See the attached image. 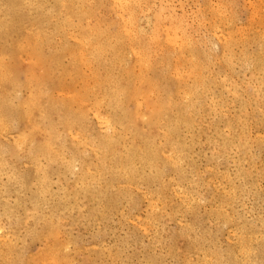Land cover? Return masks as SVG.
I'll use <instances>...</instances> for the list:
<instances>
[{
	"label": "rangeland",
	"instance_id": "obj_1",
	"mask_svg": "<svg viewBox=\"0 0 264 264\" xmlns=\"http://www.w3.org/2000/svg\"><path fill=\"white\" fill-rule=\"evenodd\" d=\"M24 1L0 0V264H264V0H140V3L139 0H134L137 6L135 2L126 0L123 2L125 8L120 7L116 0ZM56 1H59L58 5ZM62 1H65L64 6ZM82 2L84 5L81 7L79 4ZM114 5L117 7H113ZM117 8L122 10L116 11ZM131 11L136 21L135 23L133 19L134 27L148 35L157 28L159 33L161 30L162 35H158L160 38L164 36L161 41L169 51L167 54V48H164L156 56L152 55L147 62L144 60L149 66L147 77L157 80L160 85L153 101L164 103L172 90L167 72L169 70L166 69L169 63L171 66L179 64L180 77L191 86L193 75L192 70L191 74L189 70L192 69V62L198 70V62L201 60L199 63L203 66H199L200 73L203 76L207 74V79L212 78L209 82L204 77L206 93H200L189 101V108L192 109L188 108L191 123L186 124L173 117L167 126L169 137L165 135L162 126L150 129L142 123L141 118L148 113L146 103L139 106L141 116L137 123L140 134L134 136L123 131L115 122L112 123L122 119L123 114L112 111L114 108L109 95L104 97L101 90L98 101L93 96L95 75L102 77L103 67L109 68L115 64V40L111 36L116 33L118 23L128 21L126 17ZM83 14H87V18ZM229 16L233 18H228ZM259 16L261 18L257 19ZM65 22L68 24L64 25ZM170 25L177 27V30L172 29L177 35L169 31ZM60 26L62 30L59 29ZM84 27H91L97 33L109 36L108 40L112 45L109 44L104 51L103 62L95 60L89 49L81 51L76 39L81 37ZM70 32L73 34L69 35ZM152 37L154 36L147 40L149 45ZM224 45L226 50L223 49ZM11 50L13 51L10 52ZM126 52L128 51L124 52L120 63L122 66L117 65L113 72L114 78L118 75L123 77L125 69H130L131 73L134 71L135 75L142 72L141 63H138L140 66L135 64L133 53ZM57 54L60 56L57 57ZM260 54L262 57L257 56ZM164 60H169L168 64ZM196 62L198 65H195ZM255 62H259L260 72H253ZM90 70L95 74L93 77ZM121 71L122 74L119 73ZM179 100L181 110H185L183 100ZM96 102L99 103L98 106L95 105ZM126 106L128 110H132L133 105ZM71 115L78 118H73L74 125L69 129L64 120ZM111 124V128L116 126L114 132L107 130ZM244 129L246 132L243 134ZM111 135L112 159L104 154L101 156L95 149L104 145ZM48 142H51V153L41 154L39 148ZM180 149L184 153L181 151L180 154ZM133 151L137 157L130 161ZM172 151H175V156ZM95 153H98L96 158ZM151 158L152 164L149 163ZM120 165L131 169L125 170ZM9 255L13 257L11 260Z\"/></svg>",
	"mask_w": 264,
	"mask_h": 264
},
{
	"label": "bare ground",
	"instance_id": "obj_2",
	"mask_svg": "<svg viewBox=\"0 0 264 264\" xmlns=\"http://www.w3.org/2000/svg\"><path fill=\"white\" fill-rule=\"evenodd\" d=\"M18 1V0H17ZM24 1V0H23ZM29 1V0H28ZM44 1V0H43ZM53 1V0H52ZM55 1V0H54ZM53 1V2H54ZM65 1H68V0H65ZM65 1H62V4H63V6L65 5L64 4V2ZM70 1V0H69ZM68 1V2H69ZM81 1H83V0H81ZM80 1V2H81ZM124 1H126V0H116V3L120 6V7H122V8H125L124 7ZM129 2H135L134 0H128ZM137 1V0H136ZM21 2V1H20ZM24 2H27V1H24ZM59 3V1H56V4L58 5V3ZM114 2V1H113ZM259 2V1H258ZM15 3V2H14ZM22 3V2H21ZM29 3V2H28ZM83 3V4H82ZM82 3H80L79 5L82 7L83 5H84V2H82ZM139 3H140V0H139ZM142 3V2H141ZM261 3V2H260ZM30 4H32V3H30ZM44 4V3H43ZM54 4V3H53ZM55 4V5H56ZM73 4V3H72ZM82 4V5H81ZM116 4V5H117ZM127 4V3H126ZM125 4V6H126V8H127V6H128V4L126 5ZM13 5V7H15L14 6V4H12ZM25 5H26V3H25ZM60 5V4H59ZM77 5V4H76ZM79 5H78V7H79ZM86 5V4H85ZM116 5H114L113 7H115ZM255 5V4H254ZM257 5V4H256ZM255 5V6H256ZM262 5H264V4H262ZM67 6V5H66ZM73 6H74V4H73ZM132 6H133V3H132ZM132 6H131V8H132ZM135 6H137V4H136V2H135ZM140 6V5H139ZM221 6H223L222 4H221ZM259 6V5H258ZM11 7L12 6H10V9H11ZM76 7V6H75ZM117 7V6H116ZM251 7H253V6H251ZM262 7V6H261ZM36 8V7H35ZM39 8V7H38ZM69 8V7H68ZM77 8V7H76ZM86 8H88V6H86ZM94 8V7H93ZM122 8H120L121 10H122ZM209 8V7H208ZM255 8V7H254ZM260 8V7H259ZM9 9V8H8ZM13 9V8H12ZM37 9V8H36ZM67 9V8H66ZM70 9V8H69ZM68 9V10H69ZM73 9H74V7H73ZM78 9V8H77ZM76 9V10H77ZM120 9H116V11L117 10H120ZM130 9V8H129ZM133 9V8H132ZM142 9V8H141ZM226 9V8H225ZM256 9V8H255ZM261 9V8H260ZM57 10H59V8L57 9ZM61 10V9H60ZM72 10V9H71ZM82 10V9H81ZM120 10V11H121ZM161 10V9H160ZM211 10V9H210ZM215 10H217V9H215ZM221 10V9H220ZM73 11V10H72ZM78 11V13H79V11L80 10H77ZM76 11V12H77ZM84 11V10H83ZM82 11V12H83ZM86 11V10H85ZM128 11V10H127ZM133 11V10H132ZM132 11L130 12L131 14L130 15H128V17H126L127 19H128V21L127 22H125V20L124 21H122V22H120V23H118V26H117V31H116V33L114 34H112V36H111V38L113 39V40H115V42L113 41V43H115V50H116V52H115V64H111L110 63V65H112L111 67H109V68H106V67H103V75H102V77L101 76H98V75H95L94 74V72H92L93 70H94V68H93V70H90L91 72H90V74L92 75V77L95 75V77H96V83H94L95 84V87L92 85L93 84V82H92V86L95 88L94 89V92H93V96L97 99V101H98V97H99V95L101 94V90H102V94H103V96L105 97L106 95H109V97H110V99H109V101H110V103H111V105H112V107L114 108L112 111H116L117 113L119 112V113H122L123 114V118L122 119H119V120H115V121H112V123L113 122H115V124H117L118 126H120L121 127V129L123 130V131H127L128 133H132L134 136H136V135H139L140 134V128H139V125H138V120H139V118H140V116L141 115H139V106L143 103H146L147 104V106H148V113L144 116V117H142L141 118V121H142V123L145 125V126H147V127H149L150 129H156V128H158V127H163L164 128V130H165V135L167 136V137H169V130H167V126L170 124V122H171V120H172V118L173 117H175V119H177L178 121H183V123H186V124H188L189 122H190V120H191V118H190V111H188V108H189V101L192 99V97H194L195 98V96H198L200 93H206V89H207V85H206V81L205 80H209V82H210V80L212 79H207V77H205V76H203V73H200V71H201V69L199 70V66H201L200 65V63L198 62V64H197V62H196V64L195 65H198L197 67H198V70H197V68H196V66H194V65H192L193 64V62H192V60H191V62H192V64H190L191 65V67H192V69H190L189 70V72L192 70V75H193V78L191 77V80H192V86L190 85V84H188V83H184V80L180 77V67H179V64H177V65H173V66H171V64L169 63H167V61L169 62V60H164V61H166V63L168 64V67H167V64H166V66H165V68L167 69V70H169V71H167L168 73H169V78H170V80H171V88H172V90L169 92V95H168V98L166 99V101L164 102V103H161V101H159V100H157V101H153V98H154V96H155V94L157 93V91H158V88L160 87V85H159V83L157 82V80H154V79H149L148 77H147V75H146V72H148L147 70L149 69V66H147L146 65V62L150 59V57L153 55L154 56V54H155V56H156V54L157 53H159V51L161 52L162 50H164V48L165 47H163V45L165 46V44H162V41H161V39L164 37H162V38H160V36L158 35V31H159V29L157 28V27H155V28H157L156 30H154V32L151 34V35H148V34H146V32L144 33V31H138L134 26H135V24L133 23L134 21H135V19L133 18V14L134 13H132ZM226 11V10H225ZM262 11H264V10H262ZM14 12V11H13ZM45 12H47V11H45ZM59 12V11H58ZM65 12V11H64ZM69 12V11H68ZM71 12V11H70ZM75 12V13H76ZM102 12V11H101ZM123 12V11H122ZM60 13L61 12H59V15H60ZM63 13V12H62ZM67 13V12H66ZM78 13H76V14H78ZM80 13H81V11H80ZM95 13V12H94ZM117 13V12H116ZM119 13V12H118ZM117 13V14H118ZM125 13V12H124ZM137 13H139V12H137ZM207 13V12H206ZM210 13H211V11H210ZM222 13H223V11H222ZM225 13V12H224ZM228 13V12H227ZM262 13V12H261ZM72 14H73V12H72ZM71 14V15H72ZM75 14V15H76ZM117 14H115L116 16H117ZM122 14V13H121ZM129 14V13H128ZM140 14V13H139ZM257 14H258V11H257ZM66 15V14H65ZM79 15V14H78ZM84 15V18H87V14H83ZM90 15V14H89ZM119 15V14H118ZM123 15V14H122ZM137 15V14H136ZM158 15V14H157ZM201 15V14H200ZM214 15H215V13H214ZM259 15V14H258ZM261 15V14H260ZM262 15H264V14H262ZM55 16V15H54ZM61 16V15H60ZM63 16V15H62ZM121 16V15H120ZM219 16V15H218ZM222 16V15H221ZM225 16V15H224ZM1 17V16H0ZM51 17V16H50ZM93 17V16H92ZM122 17V16H121ZM125 17V16H124ZM138 17V16H137ZM144 17V16H143ZM211 17V16H210ZM208 18V19H211V18ZM69 18V17H68ZM84 18L82 19V21L84 20ZM118 18V17H117ZM215 18H216V16H215ZM226 18V17H225ZM228 18H233V17H228ZM261 18V16H259V18H257V19H260ZM75 19H76V17H75ZM74 19V20H75ZM77 19H79V17L77 18ZM96 20V18H93V20ZM126 19V20H127ZM133 19H134V21H133ZM176 19V18H175ZM207 19V20H208ZM217 19V18H216ZM222 19V18H221ZM69 20H71V19H69ZM122 20V19H121ZM137 20V19H136ZM158 20H159V17H158ZM181 20V19H180ZM212 20V19H211ZM210 20V21H211ZM215 20V19H214ZM233 20V19H232ZM79 21H80V19H79ZM81 21V22H82ZM90 21V20H89ZM88 21V22H89ZM103 21V20H102ZM101 21V22H102ZM163 21H164V19H163ZM173 21V20H172ZM203 21H205V19L203 20ZM209 21V20H208ZM220 21H222V20H220ZM231 21V20H230ZM254 21V20H253ZM72 22V21H71ZM70 22V23H71ZM118 22V21H117ZM158 22V21H157ZM176 22H178V21H176ZM214 22V21H213ZM229 22V21H228ZM232 22V21H231ZM234 22V21H233ZM251 22V21H250ZM261 22V21H260ZM46 23V22H45ZM86 23V22H85ZM115 23V22H114ZM113 23V24H114ZM135 23H136V21H135ZM210 23V22H209ZM226 23V22H225ZM66 24H68V22H65L64 23V25H66ZM76 24V23H75ZM88 24V23H87ZM97 24V23H96ZM96 24H94V25H96ZM112 24V23H111ZM158 24V23H157ZM220 24H222V23H220ZM248 24V23H247ZM259 24V23H258ZM85 25V24H84ZM83 25V26H84ZM116 25V24H115ZM163 25V24H162ZM171 25H173V24H171ZM170 25V26H171ZM211 25V24H210ZM217 25V24H216ZM227 25V24H226ZM251 25V24H250ZM262 25H264V24H262ZM62 26V25H61ZM61 26H60V30H62L61 29ZM82 26V25H81ZM159 26V25H158ZM164 26V25H163ZM174 26H176V24L174 25ZM221 26V25H220ZM228 26V25H227ZM231 26V25H230ZM252 26V25H251ZM257 26V25H256ZM32 27V26H31ZM67 27H69L68 25H67ZM67 27H64V28H66L67 29V31H68V28ZM232 27V26H231ZM250 27V26H249ZM248 27V28H249ZM63 28V27H62ZM85 28V27H84ZM114 27H112V29H113ZM175 30H177L175 27H172L171 26V30H169V31H172V32H174V34H176L175 33V31H173L174 29ZM181 28V27H180ZM179 28V29H180ZM221 28H222V26H221ZM230 28V27H229ZM245 28V27H244ZM259 28V27H258ZM257 28V29H258ZM260 28H262V27H260ZM58 29V30H59ZM80 29H82V28H80ZM98 29V28H97ZM96 29V30H97ZM108 29L110 30V26L108 27ZM111 29V30H112ZM164 29H166V26H165V28ZM170 29V28H169ZM173 29V30H172ZM186 29V28H185ZM251 29V28H250ZM25 30V29H24ZM114 30H116V28L114 29ZM139 30H140V28H139ZM184 30V29H183ZM229 30H231V29H229ZM256 30V29H255ZM65 31V30H64ZM232 31V30H231ZM236 31V30H235ZM258 31V30H257ZM256 31V32H257ZM35 32H37L36 30H35ZM72 32V31H71ZM70 32V34L69 35H71V34H73V33H71ZM80 32V31H79ZM98 31H95L94 29H92L91 27H86L85 29H83L82 30V32H81V37L79 38V39H76L77 40V42L79 43V46H80V48H81V51H84V50H90L91 51V55H92V57L95 59V60H98V61H100L101 62V60H102V62L104 61L103 60V54L104 53H106V52H104L106 49H107V47H108V45L109 44H111V42L108 40L109 39V36H107V35H105L104 33L103 34H99V33H97ZM100 32V31H99ZM111 32V31H110ZM151 32V31H150ZM172 32L170 33V34H172ZM178 32V31H177ZM217 32V31H216ZM26 33H27V31H26ZM48 33V32H47ZM162 32H161V30H160V35H162L161 34ZM169 33V32H168ZM180 33V32H179ZM251 33H253V32H251ZM250 33V34H251ZM262 33H264V32H262ZM61 34H63V33H61ZM109 34V33H108ZM233 34V33H232ZM232 34H230V35H232ZM235 34V33H234ZM233 34V35H234ZM258 34H260V33H258ZM43 35V34H42ZM50 35H52V34H50ZM63 35H65V34H63ZM62 35V36H63ZM76 35V34H75ZM78 35V34H77ZM169 35V34H168ZM167 35V36H168ZM173 35V34H172ZM177 35V34H176ZM176 35H174L175 37H176ZM228 35V34H227ZM232 35V36H233ZM244 35V34H243ZM8 36V35H7ZM27 36H28V34H27ZM34 36V35H33ZM44 36L45 35H43L42 37L44 38ZM49 36V35H48ZM79 36V35H78ZM151 36H154V37H152V39H151V45H149L148 43H147V40H148V38L149 37H151ZM174 36L172 37V39L174 38ZM185 35H183V38H185L184 37ZM253 36V35H252ZM254 36H255V34H254ZM22 36H20V38H21ZM30 37H31V35H30ZM29 37V38H30ZM39 37H41V36H39ZM38 37V38H39ZM41 37V38H42ZM56 37V36H55ZM69 37V36H68ZM73 37V36H72ZM179 37V36H178ZM26 38V37H25ZM35 38V37H34ZM36 38H37V36H36ZM165 38H166V36H165ZM187 38V37H186ZM242 38H243V36H242ZM246 38V37H245ZM261 38V37H260ZM40 39V38H39ZM48 39V38H47ZM63 39H64V37H63ZM187 39H189V38H187ZM191 39V38H190ZM247 39V38H246ZM245 39V40H246ZM249 39H251V38H249ZM19 40V39H18ZM32 40V39H31ZM44 40H46L45 38H44ZM165 40V39H164ZM168 40V39H167ZM174 40V39H173ZM179 40V39H178ZM184 40V39H183ZM235 40V39H234ZM254 40V39H253ZM17 41V40H16ZM38 41V40H37ZM40 41V40H39ZM43 41V40H42ZM74 41H75V38H74ZM166 41V40H165ZM169 41H170V39H169ZM186 41V40H185ZM188 41V40H187ZM231 41V40H230ZM233 41V40H232ZM231 41V42H232ZM236 41H237V39H236ZM250 41V40H249ZM248 41V42H249ZM262 41H264V40H262ZM22 42V41H21ZM31 41H29V43H30ZM35 42V41H34ZM44 42V41H43ZM108 42H110V43H108ZM180 42H182V40H180ZM230 42V43H231ZM256 42V41H255ZM258 42V41H257ZM14 43V42H13ZM27 43V42H26ZM36 43V42H35ZM69 43V42H68ZM108 43V44H107ZM164 43V42H163ZM165 43H167V42H165ZM171 43V42H170ZM233 43V42H232ZM246 43V42H245ZM252 43V42H251ZM39 44V43H38ZM49 44V43H48ZM175 44V43H174ZM182 44H183V42H182ZM185 44V43H184ZM192 44V43H191ZM226 44H228V43H226ZM260 44H261V42H260ZM18 45V44H17ZM16 45V46H17ZM21 45V44H20ZM26 45V44H25ZM24 45V46H25ZM67 45V44H66ZM112 45V44H111ZM232 45V44H231ZM12 46H13V44H12ZM31 46V45H30ZM169 46H170V44H169ZM176 46V45H175ZM174 46V47H175ZM182 46V45H181ZM187 46V45H186ZM194 46V45H193ZM17 47H19V46H17ZM36 46L34 45V47L33 48H35ZM172 48H173V44H172V46H171ZM177 47V46H176ZM185 47V46H184ZM224 47H225V45H224ZM223 47V49L224 50H226L227 49V47H225L224 48ZM246 46H244V48H245ZM248 47V46H247ZM13 48V47H12ZM15 48V47H14ZM27 48H29V46L27 47ZM32 48V49H33ZM166 48H167V51H168V47H167V45H166ZM165 48V49H166ZM170 48V47H169ZM171 48V49H172ZM178 48H180V47H178ZM185 48H187V47H185ZM189 48V47H188ZM18 50H19V48H17ZM16 49V52L18 51ZM32 49H30V50H32ZM109 49H110V47H109ZM182 49V48H181ZM180 49V50H181ZM196 49V48H195ZM229 49H231L232 50V48H229ZM51 50V49H50ZM54 50V49H53ZM75 50V49H74ZM176 50V49H175ZM174 50V51H175ZM188 50V49H187ZM260 50V49H259ZM13 50H11L10 52H12ZM32 51H35V50H32ZM38 51V50H37ZM39 51H40V49H39ZM80 51V52H81ZM111 51H114L112 48H111ZM125 51H128V52H126L127 54L131 51L132 53H133V56H134V59H135V64L137 63H141V73H140V71L139 72H137V73H140L139 75L137 74V75H135L134 74V71H133V73H131V71H130V69H125V72H124V75H123V77H120L118 74V77H116L115 76V78L113 77V72H114V70L118 67L117 65H121L120 63L122 62V58H123V54H124V52ZM184 51V50H183ZM182 51V52H183ZM195 51V50H194ZM9 52V51H8ZM20 52V51H19ZM73 52V51H72ZM72 52H71V54H72ZM77 52V51H76ZM187 52V51H186ZM190 52V51H189ZM188 52V53H189ZM225 52V51H224ZM227 52V51H226ZM249 52V51H248ZM257 52V51H256ZM255 52V53H256ZM28 53V52H27ZM26 53V54H27ZM41 53V52H40ZM75 53V52H74ZM109 53V52H108ZM192 53V52H191ZM191 53L189 54L190 56H191ZM198 53V52H197ZM230 53V52H229ZM2 54V53H1ZM0 54V55H1ZM9 54V53H8ZM13 54V53H12ZM76 54V53H75ZM78 54H80V53H78ZM82 54H83V52H82ZM163 54V53H162ZM162 54H160V55H162ZM167 54H169V51H168V53ZM171 54L172 53H170V56H171ZM176 54H178V53H176ZM181 54V53H180ZM187 54V53H186ZM225 54V53H224ZM252 54V53H251ZM259 54V53H258ZM17 55V54H16ZM88 55V54H87ZM126 55V54H125ZM164 55H165V53H164ZM188 55V54H187ZM200 55V54H199ZM226 55V54H225ZM233 55V54H232ZM246 55H248V53L246 54ZM262 54H260V55H257V56H261ZM12 56V55H11ZM14 56V55H13ZM58 56H60V55H58L57 54V57ZM62 56H63V54H62ZM62 56L60 57V58H62ZM108 56V55H107ZM168 56V55H167ZM169 56V57H170ZM179 56V55H178ZM194 56V55H193ZM224 56V55H223ZM20 57V56H19ZM72 57V56H71ZM70 56H69V58H71ZM82 57H83V55H82ZM84 57H85V54H84ZM88 57V56H87ZM127 57V56H126ZM128 57H130L129 55H128ZM128 57H127V59H128ZM159 56H157V58H158ZM165 57V56H164ZM173 57V56H172ZM177 59L180 57H177V56H175ZM189 57V56H188ZM187 57V58H188ZM199 57V56H198ZM201 57V56H200ZM227 57V56H226ZM243 57H244V55H243ZM246 57V56H245ZM262 57V56H261ZM6 58H7V56H6ZM5 58V59H6ZM11 58V57H10ZM39 58V57H38ZM38 58H35V59H37V61L38 60H40V59H38ZM159 58H161V57H159ZM171 58V57H170ZM170 58H168V59H170ZM176 58H174V59H176ZM195 56H194V60H195ZM247 58V57H246ZM260 58V57H259ZM32 59V58H31ZM44 59V58H43ZM46 59V58H45ZM52 59V58H51ZM75 59H77L76 57H75ZM80 60L82 59V58H79ZM131 59V57L129 58V60ZM177 59H176V61H177ZM193 59V58H192ZM225 59V58H224ZM231 59V58H230ZM256 59H258V58H256ZM7 60H8V58H7ZM11 60V59H10ZM74 60V59H73ZM94 60V61H95ZM109 60H110V58H109ZM126 60V59H125ZM144 60H146V62L144 61ZM171 60V59H170ZM187 60V59H186ZM244 60V59H243ZM252 60H254V59H252ZM262 60V59H261ZM34 61V60H33ZM51 61V60H50ZM59 61H62V60H60L59 59ZM83 61H84V59H83ZM82 61V62H83ZM128 61V60H127ZM179 61H181V59L179 60ZM196 61H198V60H196ZM230 61H232V60H230ZM234 61V60H233ZM245 61V60H244ZM257 61V60H256ZM42 62V61H41ZM43 62H45V61H43ZM52 62V61H51ZM72 62V61H71ZM70 62V63H71ZM82 62H81V64H82ZM105 62H107V60L105 61ZM145 62V63H144ZM174 62V61H173ZM182 62V61H181ZM195 62V61H194ZM207 62V61H206ZM254 62V61H253ZM252 62V63H253ZM262 62H264V61H262ZM13 63H14V61H13ZM40 63V62H39ZM49 63V62H48ZM62 63V62H61ZM60 63V64H61ZM75 63H76V61H75ZM84 63H86L85 61H84ZM88 63V62H87ZM91 63V62H90ZM92 63H93V61H92ZM91 63V64H92ZM96 63V62H95ZM98 63V62H97ZM161 63V62H160ZM159 63V64H160ZM175 64H176V62H174ZM174 63H172V64H174ZM177 63H178V61H177ZM186 63V62H185ZM189 63H190V61H189ZM204 63V62H203ZM252 63H251V65H252ZM258 63L259 62H255L254 64H253V72H257V71H259L260 72V70H259V68H258ZM53 64V63H52ZM56 64V63H55ZM58 64H59V62H58ZM57 64V65H58ZM94 64V63H93ZM92 64V65H93ZM125 66H126V64L125 63H123ZM130 64V63H129ZM138 64V65H139ZM152 64V63H151ZM205 64V63H204ZM230 64H232V63H230ZM14 65V64H13ZM42 65V64H41ZM56 65V67H58ZM63 65H64V63H63ZM72 65V64H71ZM78 65V64H77ZM88 65V64H87ZM86 65V66H87ZM101 65V64H100ZM149 65V64H148ZM152 65H154V64H152ZM181 65H182V63H181ZM206 65V64H205ZM261 65V64H260ZM40 66V65H39ZM48 66L50 67V65L48 64ZM90 66V65H89ZM122 66V65H121ZM120 66V67H121ZM137 66V65H136ZM140 66V65H139ZM156 66V65H155ZM159 66V65H158ZM185 66V65H184ZM202 66H203V64H202ZM201 66V67H202ZM223 66V65H222ZM239 66V65H238ZM250 66V65H249ZM262 66H264V65H262ZM261 66V67H262ZM63 67H65V66H63ZM88 67V66H87ZM93 67V66H92ZM91 67V68H92ZM96 67V66H95ZM99 67L100 66H98V70H100L99 69ZM119 67V68H120ZM127 67V66H126ZM135 67V66H134ZM181 67H183V66H181ZM190 67V66H189ZM188 67V68H189ZM200 67V68H201ZM206 67V66H205ZM221 67V66H220ZM245 67V66H244ZM261 67H260V69H261ZM40 68H42V67H40ZM48 68V67H47ZM46 68V69H47ZM77 68V67H76ZM122 68H124V66L122 67ZM136 68V67H135ZM150 68H152L151 66H150ZM185 68V67H184ZM204 68V67H203ZM210 68V67H209ZM14 69H16L17 70V68H14ZM52 69V68H51ZM73 69H75L74 67H73ZM83 69V68H82ZM137 69H139V67L137 68ZM155 69V68H154ZM159 69V68H158ZM157 69V70H158ZM163 69V68H162ZM165 69V70H166ZM262 69H264V68H262ZM50 70V69H49ZM48 70V71H49ZM54 70H55V67H54ZM77 70V69H76ZM135 70V69H134ZM184 69H182V71H183ZM203 71H204V69H202ZM2 71V70H1ZM15 71V70H14ZM19 71V70H18ZM52 71H53V69H52ZM89 71V70H88ZM163 71H164V69H163ZM209 71V70H208ZM228 71V70H227ZM262 71H264V70H262ZM261 71V72H262ZM5 72V71H4ZM8 72V71H7ZM61 72V71H60ZM72 72H73V70H72ZM83 72V71H82ZM96 72H97V70H96ZM116 72V71H115ZM118 72V71H117ZM183 72H185V70L183 71ZM188 72V73H189ZM205 73H206V71H204ZM74 73H76L75 71H74ZM119 73H123L122 71L121 72H119ZM160 73V72H159ZM204 73V74H205ZM14 74V73H13ZM94 74V75H93ZM98 74V73H97ZM190 74H191V72H190ZM261 74V73H260ZM262 74H264V72H262ZM54 75V74H53ZM88 75V74H87ZM159 75V74H158ZM210 75H211V73H210ZM209 75V76H210ZM52 76V75H51ZM161 76V75H160ZM166 76V75H165ZM185 76V75H184ZM188 76H190V75H188ZM214 76V75H213ZM39 77V76H38ZM90 77V76H89ZM186 77V76H185ZM204 77H205V80H204ZM238 77V76H237ZM4 78V77H3ZM49 78V77H48ZM168 78V77H167ZM227 78V77H226ZM78 79V78H77ZM157 79V78H156ZM185 79V78H184ZM223 79V78H222ZM262 79H264V78H262ZM66 80V79H65ZM82 80V79H81ZM89 80H90V78H89ZM225 81H226V79H224ZM249 80V79H248ZM260 80H261V78H260ZM46 81V80H45ZM92 81V80H91ZM189 80H187V82H188ZM47 82H48V80H47ZM219 82V81H218ZM222 82H224V81H222ZM242 82V81H241ZM257 82V81H256ZM260 82V81H259ZM262 82V81H261ZM212 83V82H211ZM173 84V85H172ZM190 85V87L188 86V85ZM242 84V83H241ZM262 84V83H261ZM30 85V84H29ZM90 85V87L92 88V86ZM214 85V84H213ZM226 85V84H225ZM25 86H26V83H25ZM33 86V85H32ZM220 86V85H219ZM41 87V86H40ZM85 87L87 88L88 86L87 85H85ZM89 87V88H90ZM257 87V86H256ZM30 88V87H29ZM165 88V87H164ZM170 88V87H169ZM245 88V87H244ZM32 89V88H31ZM63 89V88H62ZM216 89V88H215ZM221 89V88H220ZM226 89V88H225ZM249 89L250 88H248V91H249ZM45 90V89H44ZM210 90H212V89H210ZM253 90H254V87H253ZM48 91V90H47ZM69 91V90H68ZM81 91V90H80ZM82 91H83V89H82ZM85 92H86V90H84ZM163 91V90H162ZM166 91H167V88H166ZM213 91V90H212ZM244 91V90H243ZM256 91V90H255ZM42 92V91H41ZM89 92V91H88ZM215 92V91H214ZM225 92V91H224ZM44 93H45V95H46V92L44 91ZM90 93H92L91 91H90ZM233 93H234V91H233ZM254 93V92H253ZM260 93V92H259ZM262 93V92H261ZM29 94V93H28ZM223 94V93H222ZM256 94V93H255ZM262 94H264V93H262ZM55 95V94H54ZM76 95V94H75ZM250 95H251V93H250ZM47 96H48V94H47ZM64 96V95H63ZM77 96V95H76ZM92 96V95H91ZM203 96V95H202ZM208 96V95H207ZM226 96H228V95H226ZM248 96V95H247ZM32 97H34V96H32ZM31 97V98H32ZM40 97V96H39ZM65 97V96H64ZM78 97V96H77ZM107 97V96H106ZM164 97V96H163ZM162 97V98H163ZM206 97V96H205ZM218 97V96H217ZM221 97V96H220ZM69 98H71V95H70V97ZM72 98H73V96H72ZM76 98V97H75ZM182 99L183 100V105L185 106L184 107V109L185 110H181V107H182V105H181V103H180V100L179 99ZM201 98H203V97H201ZM222 98V97H221ZM251 98V97H250ZM249 98V99H250ZM77 99V98H76ZM75 99V100H76ZM225 99V98H224ZM227 99V98H226ZM242 99V98H241ZM30 100V99H29ZM54 100V99H53ZM52 100V101H53ZM71 100H73L74 101V99H71ZM77 100H79V99H77ZM83 100V99H82ZM81 100V102H85V101H82ZM100 100V99H99ZM104 100V99H103ZM105 100H107V99H105ZM104 100V101H105ZM200 100V99H199ZM198 100V101H199ZM235 100H236V98H235ZM262 100H264V98H262ZM34 101V100H33ZM194 101V103H196L195 102V100H193ZM204 101V100H203ZM216 101V100H215ZM23 102V101H22ZM30 103H31V101H29ZM37 102V101H36ZM227 102V101H226ZM244 102V101H243ZM242 102V103H243ZM42 103V102H41ZM75 103V102H74ZM78 103H80V101L78 102ZM87 103V102H86ZM102 103H103V101H102ZM200 103H202V101L201 102H199V104ZM261 103V102H260ZM33 104H34V102H33ZM47 104V103H46ZM98 102H96L95 103V105L96 106H98ZM129 104H131V105H133V107H132V110H128V106H126V105H129ZM229 104V103H228ZM75 105V104H74ZM85 105V104H84ZM188 105V106H187ZM191 105H192V103H191ZM216 105V104H215ZM262 105H264V103H262ZM19 106V105H18ZM76 106V105H75ZM88 106V105H87ZM91 106H92V104H91ZM142 106V105H141ZM193 106H194V104H193ZM222 106V105H221ZM257 106V105H256ZM43 107V106H42ZM46 107V106H45ZM89 107V106H88ZM241 107V106H240ZM19 108V107H18ZM77 108V107H76ZM86 108V107H85ZM95 108V107H94ZM98 108V107H97ZM193 108H195V107H193ZM51 109V108H50ZM93 109V108H92ZM96 109V108H95ZM179 109H180V111H179ZM190 109V108H189ZM213 109V108H212ZM222 109V108H221ZM234 109V108H233ZM232 109V110H233ZM240 109H242V108H240ZM244 109V108H243ZM75 110V109H74ZM73 110V111H74ZM191 111H192V109H190ZM196 110V109H195ZM29 111V110H28ZM50 111V110H49ZM78 110H76V112H77ZM85 111V110H84ZM83 111V112H84ZM93 111H94V109H93ZM146 111V110H145ZM198 111H199V108H198ZM225 111V110H224ZM231 111V110H230ZM239 111V110H238ZM193 112H194V109H193ZM195 112H197V110L195 111ZM200 112V111H199ZM201 112H202V110H201ZM253 112V111H252ZM89 113V112H88ZM192 113V112H191ZM223 113V112H222ZM254 113V112H253ZM258 113V112H257ZM51 114V113H50ZM102 114V113H101ZM194 115H195V113H193ZM47 115V114H46ZM105 115V114H104ZM121 115V114H120ZM254 115V114H253ZM258 115H260V114H258ZM107 116V115H106ZM234 116V115H233ZM78 118L77 116H73V115H71V116H69V117H67L65 120H64V124L66 125V127H72L73 125H74V119L73 118ZM196 117V116H195ZM262 117H264V116H262ZM1 118V117H0ZM97 118H99V117H97ZM217 118V117H216ZM253 118V117H252ZM88 119V118H87ZM102 119H104V118H102ZM203 119V118H202ZM232 119V118H231ZM253 119H255V117L253 118ZM89 120V119H88ZM110 120V119H109ZM233 120H235V119H233ZM248 120V119H247ZM250 120H251V117H250ZM102 120H100V122H101ZM105 121V120H104ZM237 121V120H236ZM253 121V120H252ZM103 122V121H102ZM101 122V123H102ZM110 122V121H109ZM251 122V121H250ZM262 122H264V121H262ZM261 122V123H262ZM178 123V122H177ZM191 123V122H190ZM225 123V122H224ZM106 124V123H105ZM141 124V123H140ZM247 124V123H246ZM191 125V124H190ZM110 126H112V124L111 125H109L108 126V129L107 130H110V131H112L113 130V132H114V129L116 128V126H115V128L113 127V128H111ZM245 126V125H244ZM255 126V125H254ZM262 126V125H261ZM172 127V126H171ZM231 127V126H230ZM262 127H264V126H262ZM69 128V129H70ZM83 128V127H82ZM175 129H176V127H174ZM180 128V127H179ZM222 128H223V126H222ZM258 128H259V126H258ZM181 129V128H180ZM250 129V128H249ZM50 130L51 131H53L52 130V128H50ZM177 130V129H176ZM252 130V129H251ZM250 130V131H251ZM259 130V129H258ZM151 131V130H150ZM178 131V130H177ZM235 131V130H234ZM244 131H245V129L243 130V134H244ZM4 132V131H3ZM96 132V131H95ZM173 132H174V130H173ZM214 132H216L215 130H214ZM246 132V131H245ZM6 133V132H5ZM78 133V132H77ZM187 133V132H186ZM221 133V132H220ZM231 133V132H230ZM79 134H81V133H79ZM214 134V133H213ZM1 135V134H0ZM5 135V134H4ZM7 135V134H6ZM69 135H70V133H69ZM84 135V134H83ZM82 134H81V136H83ZM196 135V134H195ZM57 136V135H56ZM87 136V135H86ZM220 136V135H219ZM236 136V135H235ZM242 136H244V135H242ZM12 137V136H11ZM93 137V136H92ZM68 138V137H67ZM109 138L110 139H107V142L104 144V145H99V148H95L99 153H100V155L101 156H103V154L104 155H106V157L108 158H110L111 157V159L112 158H114L113 157V155H112V151H111V148H112V144H113V135H111V136H109ZM241 138V137H240ZM13 139V138H12ZM75 139V138H74ZM100 139V138H99ZM220 139V138H219ZM75 140H77V139H75ZM115 140V139H114ZM178 140V139H177ZM242 140V139H241ZM20 141V140H19ZM136 141V140H135ZM205 141V140H204ZM223 141V140H222ZM244 141V140H243ZM6 142V141H5ZM155 142V141H154ZM9 143V142H8ZM85 143H87V141H86V139H85ZM135 143V142H134ZM200 143V142H199ZM50 144H51V142H48V143H46V145H44V146H42V147H40L39 148V151H40V153L41 154H44V155H47L48 153L47 152H49V154L51 153L50 152ZM84 144V143H83ZM148 144V143H147ZM85 145V144H84ZM149 145V144H148ZM153 145V144H152ZM186 145V144H185ZM251 145V144H250ZM18 146V145H17ZM20 146V145H19ZM80 146H82V145H80ZM174 146V145H173ZM177 146V145H176ZM182 146V145H181ZM189 146V145H188ZM210 146V145H209ZM86 147V146H85ZM88 147V146H87ZM175 147V146H174ZM224 147V146H223ZM251 147V146H250ZM22 148V147H21ZM91 148V147H90ZM185 148V147H184ZM92 149V148H91ZM238 149V148H237ZM240 149V148H239ZM54 150V149H53ZM242 150H244V149H242ZM63 151V150H62ZM86 151H87V149H86ZM177 152H178V149L176 150ZM182 149H180V154H182ZM246 151V150H245ZM67 152V151H66ZM155 152H156V150H155ZM102 153V154H101ZM157 153V152H156ZM162 153V152H161ZM172 153H173V155L175 156L176 155V153H175V151H172ZM171 153V154H172ZM184 153V152H183ZM241 153V152H240ZM250 153V152H249ZM96 154H98V153H95L94 155V157L96 158ZM179 154V153H178ZM177 154V155H178ZM188 154V153H187ZM242 154H243V152H242ZM145 155V154H144ZM172 155V156H173ZM186 155V154H185ZM238 155V154H237ZM115 156H116V154H115ZM167 156V155H166ZM165 156V157H166ZM169 156H170V154H169ZM189 156H190V154H189ZM39 157V156H38ZM63 157V156H62ZM137 157V155H136V153L133 151L131 154H130V161L132 160V159H135ZM138 157H140V156H138ZM60 158V157H59ZM80 158V157H79ZM103 158V157H102ZM127 158V157H126ZM153 158V157H152ZM152 158L150 159V164H152ZM166 158H168V157H166ZM171 158H174V157H169V159H171ZM213 158V157H212ZM230 158V157H229ZM156 159V158H155ZM179 159V157L177 158V160ZM222 159V158H221ZM5 160V159H4ZM69 160V159H68ZM73 160V159H72ZM168 160V159H167ZM174 160V159H173ZM172 160V161H173ZM181 160H184V159H181ZM186 160V159H185ZM215 160V159H214ZM241 160H242V158H241ZM253 160V159H252ZM64 161V160H63ZM142 161H144V160H142ZM176 161V160H175ZM240 161V160H239ZM238 161V162H239ZM100 162V161H99ZM109 162V161H108ZM134 162V161H133ZM145 162V161H144ZM180 162V161H179ZM117 163V162H116ZM128 163V162H127ZM135 163V162H134ZM175 163H177V162H175ZM55 164V163H54ZM124 164V163H123ZM173 164H174V162H173ZM247 164V163H246ZM250 164V163H249ZM25 165V164H24ZM73 165V164H72ZM75 165V164H74ZM110 165V164H109ZM165 164H163V166H164ZM175 165V164H174ZM174 165H172V166H174ZM180 165H181V163H180ZM253 165V164H252ZM251 165V166H252ZM7 166V165H6ZM29 166V165H28ZM64 166V165H63ZM112 166V165H111ZM121 166V168L123 167L125 170H126V168H128V167H126L125 168V166L124 165H120ZM126 166H129V165H126ZM132 166H133V164H132ZM136 166V165H135ZM162 166V167H163ZM176 166V165H175ZM186 166V165H185ZM0 167H1V165H0ZM4 167V166H3ZM46 167V166H45ZM44 167V168H45ZM151 167V166H150ZM239 167V166H238ZM258 167V166H257ZM252 168V167H251ZM129 170L131 169V167H129L128 168ZM208 169V168H207ZM4 170V169H3ZM133 171H134V169H132ZM154 170V172H155V169H153ZM184 170V169H183ZM46 171V170H45ZM259 171V170H258ZM70 172V171H69ZM121 172V171H120ZM124 172V171H123ZM216 172H218V171H216ZM225 172V171H224ZM11 173H12V171H11ZM21 173V172H20ZM16 174V173H15ZM126 174H127V172H126ZM166 174V173H165ZM164 174V175H165ZM189 174V173H188ZM187 174V175H188ZM13 175V174H12ZM37 175H39V174H37ZM62 175V174H61ZM101 175V174H100ZM99 175V176H100ZM162 176H163V173L161 174ZM224 175V174H223ZM246 175V174H245ZM5 176V175H4ZM8 176H9V174H8ZM14 176V175H13ZM99 176H97V177H99ZM159 176V175H158ZM191 176V175H190ZM10 177V176H9ZM110 177V176H109ZM147 177V176H146ZM178 177V176H177ZM218 177V176H217ZM216 177V178H217ZM3 178V177H2ZM159 178V177H158ZM193 178V177H192ZM243 178V177H242ZM248 178V177H247ZM249 178H250V176H249ZM256 178V177H255ZM1 179V178H0ZM10 179V178H9ZM82 179V178H81ZM122 179V178H121ZM160 179V178H159ZM164 179V178H163ZM209 179H210V177H209ZM246 179V178H245ZM252 179V178H251ZM258 178H256V180H257ZM22 180H24V179H22ZM21 180V181H22ZM41 180V179H40ZM47 180H48V178H47ZM50 180V179H49ZM141 180V179H140ZM173 180V179H172ZM212 180H213V178H212ZM215 180H217V179H215ZM242 180V179H241ZM247 180V179H246ZM9 181H12L11 179L9 180ZM26 181V180H25ZM95 180H93V182H94ZM98 181V180H97ZM177 181V180H176ZM210 181V180H209ZM254 181V180H253ZM63 182H64V180H63ZM80 182V181H79ZM211 182V181H210ZM19 183V182H18ZM83 183V182H82ZM176 183V182H175ZM195 183V182H194ZM209 183V182H208ZM216 183V182H215ZM251 183V182H250ZM254 183V182H253ZM259 183V182H258ZM257 183V184H258ZM3 184V183H2ZM24 184V183H23ZM212 184V183H211ZM217 184V183H216ZM215 184V185H216ZM222 184V183H221ZM241 184V183H240ZM190 185V184H189ZM194 185V184H193ZM196 185V184H195ZM219 185V184H218ZM245 184L243 183V186H244ZM256 185V184H255ZM19 186H21V185H19ZM24 186V185H23ZM76 186V185H75ZM74 186V187H75ZM135 186V185H134ZM142 186V185H141ZM182 186V185H181ZM6 187V186H5ZM44 187V186H43ZM136 187V186H135ZM187 187V186H186ZM215 187V186H214ZM244 187H246V186H244ZM4 188V187H3ZM13 188V187H12ZM29 187H27V189H28ZM216 188V187H215ZM229 188V187H228ZM256 188V187H255ZM18 189V188H17ZM136 189V188H135ZM139 189V188H138ZM150 189V188H149ZM180 189H182V188H180ZM1 190V189H0ZM21 190V189H20ZM67 190V189H66ZM82 190V189H81ZM111 190V189H110ZM120 190V189H119ZM151 190V189H150ZM175 190V189H174ZM183 190V189H182ZM186 190V189H185ZM193 190V189H192ZM2 191V190H1ZM8 191V190H7ZM10 191V190H9ZM15 191H16V189H15ZM18 191V190H17ZM16 191V192H17ZM146 191V190H145ZM212 191V190H211ZM214 191V190H213ZM227 191V190H226ZM248 191V190H247ZM11 192V191H10ZM155 192V191H154ZM158 192V191H157ZM222 192V191H221ZM20 193V192H19ZM84 193V192H83ZM106 193V192H105ZM176 193V192H175ZM213 193V192H212ZM226 193V192H225ZM42 194V193H41ZM149 194V193H148ZM179 194V193H178ZM224 194V193H223ZM150 195V194H149ZM159 195H160V193H159ZM216 195V194H215ZM221 195V194H220ZM230 195V194H229ZM232 195H233V193H232ZM243 195V194H242ZM20 196V195H19ZM42 196V195H41ZM163 196V195H162ZM161 196V197H162ZM222 196V195H221ZM36 197H37V194H36ZM185 197V196H184ZM228 197V196H227ZM18 198V197H17ZM22 198V197H21ZM99 198V197H98ZM112 198V197H111ZM127 198V197H126ZM152 198V197H151ZM225 198V197H224ZM36 199V198H35ZM39 199V198H38ZM46 199V198H45ZM93 199V198H92ZM109 199V198H108ZM121 199V198H120ZM131 199V198H130ZM155 199V198H154ZM163 199V198H162ZM190 199V198H189ZM209 199V198H208ZM216 199V198H215ZM215 199H213V200H215ZM220 199V198H219ZM20 200V199H19ZM42 200H43V198H42ZM157 200V199H156ZM237 200V199H236ZM46 201V200H45ZM64 201V200H63ZM94 201V200H93ZM150 201V200H149ZM220 201H221V199H220ZM229 201V200H228ZM34 202V201H33ZM137 202H138V200H137ZM156 202V201H155ZM162 202V201H161ZM189 202V201H188ZM42 203H43V201H42ZM46 203V202H45ZM100 203V202H99ZM115 203V202H114ZM160 203V202H159ZM221 203V202H220ZM235 203V202H234ZM236 203H237V201H236ZM37 204V203H36ZM36 204L34 205V206H36ZM41 204V203H40ZM94 204V203H93ZM155 204V203H154ZM163 204V203H162ZM167 204V203H166ZM171 204H173V203H171ZM170 204V205H171ZM184 204V203H183ZM213 204V203H212ZM211 204V205H212ZM233 204V203H232ZM16 205H18V204H16ZM97 205V204H96ZM238 205H239V203H238ZM23 206H24V204H23ZM50 206V205H49ZM93 206V205H92ZM137 206V205H136ZM154 206V205H153ZM169 206V205H168ZM33 207V206H32ZM96 207V206H95ZM94 207V208H95ZM139 207V206H138ZM158 207V206H157ZM211 207V206H210ZM19 208V207H18ZM35 207H33V209H34ZM39 208V207H38ZM112 208V207H111ZM154 208H155V206H154ZM169 208V207H168ZM227 208V207H226ZM36 209V208H35ZM34 209V210H35ZM51 209V208H50ZM106 209H108V208H106ZM106 209H104V210H106ZM165 209V208H164ZM167 209V208H166ZM214 209V208H213ZM222 209H223V207H222ZM13 210V209H12ZM24 210V209H23ZM41 210H42V208H41ZM101 210V209H100ZM108 210H110V209H108ZM156 210V209H155ZM176 210V209H175ZM174 210V211H175ZM219 210V209H218ZM226 210V209H225ZM44 211V210H43ZM148 211V210H147ZM153 211V210H152ZM173 211V212H174ZM191 211V210H190ZM193 211V210H192ZM216 211V210H215ZM160 212H161V210H160ZM11 213V212H10ZM147 213H149V212H147ZM178 213V212H177ZM217 213V212H216ZM219 213V212H218ZM224 213V212H223ZM32 214V213H31ZM68 214V213H67ZM79 214V213H78ZM151 214H153V213H151ZM165 214V213H164ZM183 214V213H182ZM220 214V213H219ZM64 215V214H63ZM155 215V214H154ZM224 215V214H223ZM36 216V215H35ZM172 216V215H171ZM62 217V216H61ZM91 217V216H90ZM135 217V216H134ZM169 217V216H168ZM177 217V216H176ZM42 218V217H41ZM86 218V217H85ZM98 218V217H97ZM154 218V217H153ZM160 218H162V217H160ZM198 218V217H197ZM32 219V218H31ZM106 220V219H105ZM180 221V220H179ZM8 222V221H7ZM40 222V221H39ZM186 222V221H185ZM11 223V222H10ZM205 223H208V222H205ZM9 224V223H8ZM28 225V224H27ZM159 225H160V223H159ZM187 225V224H186ZM154 226V225H153ZM157 226V225H156ZM191 226V225H190ZM184 227H182V229H183ZM187 228V227H186ZM190 228H192V227H190ZM4 230V229H3ZM178 231H179V229H178ZM2 233V232H1ZM61 233V232H60ZM192 233V232H191ZM251 234V233H250ZM10 235H12V234H10ZM33 235V234H32ZM7 237V236H6ZM247 237V236H246ZM2 239V238H1ZM7 239V238H6ZM15 239V238H14ZM5 240V239H4ZM3 240V241H4ZM10 240V239H9ZM8 240V241H9ZM192 240V239H191ZM238 240V239H237ZM10 242V241H9ZM241 242V241H240ZM62 243V242H61ZM242 243H243V241H242ZM251 244V243H250ZM2 245V244H1ZM244 245V244H243ZM245 245H246V243H245ZM252 246V245H251ZM14 247V246H13ZM53 248V247H52ZM8 249V248H7ZM13 251V250H12ZM55 251V250H54ZM209 251V250H208ZM226 251V250H225ZM244 251V250H243ZM247 250L245 249V252H246ZM256 251V250H255ZM103 252V251H102ZM235 252V251H234ZM1 253V252H0ZM6 253V252H5ZM9 253H11V250L9 251ZM41 253V252H40ZM42 253H43V251H42ZM44 253H46V252H44ZM210 253V252H209ZM232 253V252H231ZM7 254V253H6ZM248 254H249V252H248ZM1 256V255H0ZM190 256V255H189ZM213 256V255H212ZM220 256V255H219ZM249 256H251V255H249ZM3 257V256H2ZM8 257H10V255L8 256ZM15 257V256H14ZM18 257V256H17ZM203 257V256H202ZM226 257V256H225ZM13 257L11 256L10 257V259L9 260H11ZM207 258V257H206ZM210 258V257H209ZM219 258V257H218ZM7 259V258H6ZM18 259V258H17ZM211 259V258H210ZM239 259V258H238ZM251 259V258H250ZM256 259V258H255ZM14 260V259H13ZM21 260V259H20ZM204 260V259H203ZM216 260V259H215ZM221 260H223V259H221ZM253 260V259H252ZM8 261V260H7ZM188 261V260H187ZM211 261V260H210ZM4 262V261H3ZM5 263H7V262H5ZM49 263V262H48ZM225 263V262H224ZM252 263V262H251ZM10 264V263H9ZM156 264V263H155ZM184 264V263H183ZM199 264V263H198Z\"/></svg>",
	"mask_w": 264,
	"mask_h": 264
}]
</instances>
